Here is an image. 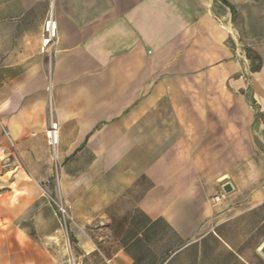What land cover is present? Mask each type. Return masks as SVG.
I'll use <instances>...</instances> for the list:
<instances>
[{
    "label": "crops",
    "instance_id": "obj_1",
    "mask_svg": "<svg viewBox=\"0 0 264 264\" xmlns=\"http://www.w3.org/2000/svg\"><path fill=\"white\" fill-rule=\"evenodd\" d=\"M225 1L0 0V264L68 260L28 232L50 182L74 262L264 264V186L230 168L264 126V0Z\"/></svg>",
    "mask_w": 264,
    "mask_h": 264
},
{
    "label": "rangeland",
    "instance_id": "obj_2",
    "mask_svg": "<svg viewBox=\"0 0 264 264\" xmlns=\"http://www.w3.org/2000/svg\"><path fill=\"white\" fill-rule=\"evenodd\" d=\"M47 46L48 44L46 46L42 44V50L47 49ZM245 72L248 73V70ZM245 72H243V76L248 78ZM246 98L248 106H252L253 102L248 94H246ZM238 139L236 164L230 167L237 188L254 190L259 186H264L263 119H256L249 128L238 129ZM224 152L228 153V150ZM44 188L46 190L44 199L47 207L43 221L30 215L29 236L41 238V232H44V252L52 261L60 255L62 260H64L63 257L68 259L62 264H86L84 260L74 262L71 259L73 254L83 253V247L76 244L84 238L86 230L76 224L63 200L58 195L54 197L52 192H49L52 191V183H45Z\"/></svg>",
    "mask_w": 264,
    "mask_h": 264
},
{
    "label": "built area",
    "instance_id": "obj_3",
    "mask_svg": "<svg viewBox=\"0 0 264 264\" xmlns=\"http://www.w3.org/2000/svg\"><path fill=\"white\" fill-rule=\"evenodd\" d=\"M45 33L47 37L43 40V46H46L49 43L50 39L54 37L55 34V26H53V23H51L50 21L46 22ZM55 131H56V125L53 124L51 125V129L48 132H46V137L49 140L50 145L56 143L57 141V136L55 134Z\"/></svg>",
    "mask_w": 264,
    "mask_h": 264
},
{
    "label": "water",
    "instance_id": "obj_4",
    "mask_svg": "<svg viewBox=\"0 0 264 264\" xmlns=\"http://www.w3.org/2000/svg\"><path fill=\"white\" fill-rule=\"evenodd\" d=\"M218 184L220 185L221 191L224 195H229L234 191V187L231 182L228 181V177L226 175L218 179ZM259 253L264 257V243L260 246Z\"/></svg>",
    "mask_w": 264,
    "mask_h": 264
},
{
    "label": "trees",
    "instance_id": "obj_5",
    "mask_svg": "<svg viewBox=\"0 0 264 264\" xmlns=\"http://www.w3.org/2000/svg\"><path fill=\"white\" fill-rule=\"evenodd\" d=\"M220 2L222 4H224L225 6H227L230 9L231 15H232V21H235L236 12H235L234 7L231 4H229L227 1H225V0H220ZM246 56H247V58H252V59L257 60L258 63L253 68V71H257L259 69V66H260V59H259V57L257 55H255V56L252 55V51L250 49H246Z\"/></svg>",
    "mask_w": 264,
    "mask_h": 264
}]
</instances>
